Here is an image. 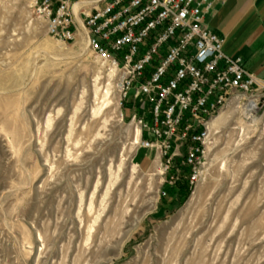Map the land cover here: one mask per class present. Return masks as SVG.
<instances>
[{
    "label": "rangeland",
    "instance_id": "obj_1",
    "mask_svg": "<svg viewBox=\"0 0 264 264\" xmlns=\"http://www.w3.org/2000/svg\"><path fill=\"white\" fill-rule=\"evenodd\" d=\"M120 109L88 43L0 0V264H264V107L220 113L177 202Z\"/></svg>",
    "mask_w": 264,
    "mask_h": 264
},
{
    "label": "built area",
    "instance_id": "obj_2",
    "mask_svg": "<svg viewBox=\"0 0 264 264\" xmlns=\"http://www.w3.org/2000/svg\"><path fill=\"white\" fill-rule=\"evenodd\" d=\"M220 1L31 0L55 38L72 43L84 33L115 75L121 121L140 130L139 150L154 153L170 188L184 168L191 191L197 188L212 122L226 107L249 117L264 107V78L227 55L225 40L205 24V13Z\"/></svg>",
    "mask_w": 264,
    "mask_h": 264
},
{
    "label": "crops",
    "instance_id": "obj_3",
    "mask_svg": "<svg viewBox=\"0 0 264 264\" xmlns=\"http://www.w3.org/2000/svg\"><path fill=\"white\" fill-rule=\"evenodd\" d=\"M204 21L225 40L227 55L241 58L248 71L264 78V0H221Z\"/></svg>",
    "mask_w": 264,
    "mask_h": 264
},
{
    "label": "trees",
    "instance_id": "obj_4",
    "mask_svg": "<svg viewBox=\"0 0 264 264\" xmlns=\"http://www.w3.org/2000/svg\"><path fill=\"white\" fill-rule=\"evenodd\" d=\"M188 174H189V170L187 168H184L182 170V177L180 181L177 183V186L170 189V190L173 189L175 192L176 202L186 198L191 194V189L187 180Z\"/></svg>",
    "mask_w": 264,
    "mask_h": 264
},
{
    "label": "bare ground",
    "instance_id": "obj_5",
    "mask_svg": "<svg viewBox=\"0 0 264 264\" xmlns=\"http://www.w3.org/2000/svg\"><path fill=\"white\" fill-rule=\"evenodd\" d=\"M78 38L80 39L81 42H85V43H87V40H86V38H85V36H84V33L80 32V33L78 34ZM110 96H111V92H110V90L107 88V90L104 92V99H105L106 102H109V101H110ZM138 144H139V143H138ZM160 167H161V166L155 164V168H156L157 171H160ZM161 169H162V168H161ZM162 172H163V171H162ZM158 173H160V172H158ZM162 174H163V173H162Z\"/></svg>",
    "mask_w": 264,
    "mask_h": 264
}]
</instances>
